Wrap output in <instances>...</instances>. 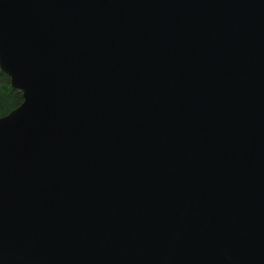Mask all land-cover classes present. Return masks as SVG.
<instances>
[{"label":"water","instance_id":"obj_1","mask_svg":"<svg viewBox=\"0 0 264 264\" xmlns=\"http://www.w3.org/2000/svg\"><path fill=\"white\" fill-rule=\"evenodd\" d=\"M0 264H264V0H0Z\"/></svg>","mask_w":264,"mask_h":264},{"label":"trees","instance_id":"obj_2","mask_svg":"<svg viewBox=\"0 0 264 264\" xmlns=\"http://www.w3.org/2000/svg\"><path fill=\"white\" fill-rule=\"evenodd\" d=\"M23 101V91L12 86L10 75L0 66V117L10 113Z\"/></svg>","mask_w":264,"mask_h":264}]
</instances>
